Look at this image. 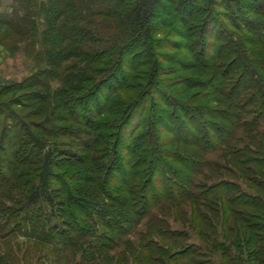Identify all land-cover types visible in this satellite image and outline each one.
Returning a JSON list of instances; mask_svg holds the SVG:
<instances>
[{"label": "trees", "instance_id": "1", "mask_svg": "<svg viewBox=\"0 0 264 264\" xmlns=\"http://www.w3.org/2000/svg\"><path fill=\"white\" fill-rule=\"evenodd\" d=\"M13 6L2 21L37 50L36 81L44 86L40 75L61 78L71 91L81 85L85 92L70 96L69 115L85 136L82 155L63 164L27 132L19 141L33 142L38 152L22 142L8 160L7 170L25 188L26 174L39 182L22 193L29 207L24 234L67 248L89 237L97 241L85 252L103 255L142 220L172 246L150 239L132 264H218L207 251H223L219 264H264V0H16ZM179 50L188 61L178 59ZM119 94L124 98L115 100ZM48 111L47 121H61L62 105ZM175 146L180 150L166 149ZM219 151L241 166L232 169L240 179H207L219 169L209 156ZM75 166L71 185L63 174L57 178L73 226L49 224L56 219L46 216L56 215L52 173ZM170 211H184L188 228L208 243L184 245L179 241L193 234L163 229ZM103 230L113 235L108 244H99Z\"/></svg>", "mask_w": 264, "mask_h": 264}, {"label": "rangeland", "instance_id": "2", "mask_svg": "<svg viewBox=\"0 0 264 264\" xmlns=\"http://www.w3.org/2000/svg\"><path fill=\"white\" fill-rule=\"evenodd\" d=\"M14 1L16 0H0V138L3 140L0 141V228L4 229L0 232V264L2 260L6 264H112L113 262L121 264L126 259L127 264H132L141 248L146 245L148 246L150 239H159L165 245L172 246V243L157 236L155 229L151 228L148 221L142 220L136 221L134 231L126 238L124 237L123 241H119L118 239L119 244H116L115 247L112 246V250L109 253L106 252L104 254L103 252V255H99L102 254L100 251L98 253L97 251L85 252L87 244L97 241L89 237L85 239L79 238L80 240L77 245L67 248L64 241L62 243L65 246H59L58 243L51 244L50 241L44 240L41 237L37 238V241L30 240L24 234L27 228H25V224L22 221L27 217L26 211H28L29 207H27L28 200L26 202L22 200L24 197L22 193H28L32 189H38L39 182L34 179L33 175L26 174V180H29V186L25 188L24 183L26 181H20V178L18 179L17 176L10 173L11 171L7 170L8 160L16 159L15 153L22 142V148L29 147L34 154L38 152V147H33V142L44 143V152H53L56 160L63 162V164H66L68 162L67 160L71 162L70 160H74L75 156L82 155L85 136L79 133L81 129L77 126L75 120L74 122L70 121L69 115L73 109L70 103L73 97L70 96L82 98L85 92L82 91L81 85L76 86V90L71 91L72 84L65 85L61 78L49 79L46 76L40 75L44 86L36 81L38 80V72L36 69L37 62L34 59L37 50L35 48L34 50L32 49L33 46L26 37L12 32L2 21L5 15H12ZM161 38L163 40L165 39L163 36ZM176 41L182 42L180 37H176ZM175 54L178 55L180 61H188L186 60L187 54L185 51L179 50ZM165 66H169V63ZM82 93L84 94L82 95ZM124 96L123 94H119L114 99L124 98ZM55 105H62V109L64 110L59 112L62 118L58 123H53L51 119H48V121L46 119L47 114H49L48 110H52ZM42 107L44 110H42ZM101 119L109 120L111 118L106 116ZM161 121L162 118L155 120L159 126ZM56 131L59 133L55 134ZM27 132L35 140L29 143L24 142V140L22 142L19 141L20 137L26 136ZM158 132L166 136L168 134L161 128ZM30 137L27 138L30 139ZM244 137H246V134ZM166 149H169L170 152L180 150L176 146ZM227 156V152L221 153L220 151L209 156L210 159L213 158V160L218 162L219 169L215 172L208 173L207 179L211 178L212 175V179H221L223 177L231 180L240 179L239 175L232 174V169H239V167L241 169V166L231 164L230 161L232 160L229 161ZM2 158L5 159L2 161ZM4 161H7V163H4ZM15 162L12 164L15 165ZM42 163H38L36 167L42 165ZM172 164H175L174 161ZM26 167L29 168L28 165ZM78 168L79 166H75V169L69 171V168H65L55 173L53 172L54 169H52L51 173L53 172V177L52 179L50 178L49 184L57 192L54 204H52L53 214L56 215L49 217L46 214V216L56 219H50L49 224H54V221L58 220L63 228L73 226L72 220L65 216L67 208L63 206L64 197L61 198L58 195L59 191L61 193L63 192L64 185L57 178H60L63 174L64 179L67 181H64L66 185H71L68 174L71 175L77 172ZM161 168L163 169L162 165ZM229 168H231V171L228 170ZM22 169L25 170L26 168L24 167ZM15 185L19 187L18 190L21 191L20 193H13L11 191ZM80 198L77 196V199ZM52 210L50 209V213H52ZM164 216L166 223L162 225L163 229L176 232H189L190 235L193 234V237H195L192 241L184 238V240L179 241L181 244L185 245L189 242H198L202 246H205L208 243L206 237L202 238L200 235H195L197 229L192 230L188 228L186 220H189V217L184 214V211L178 212V214H173L170 211L164 214ZM161 217L163 218V213ZM72 233L70 230L69 234ZM44 235L45 233H41V236ZM70 237L74 238L76 235L72 234ZM111 238H113V235L109 231L103 230V236L99 240V244H108ZM76 239L78 242V238ZM174 244H179L178 240ZM207 252L212 258L211 261L219 264V261L222 260L223 251L215 253ZM104 256L109 257L107 262L104 260Z\"/></svg>", "mask_w": 264, "mask_h": 264}]
</instances>
